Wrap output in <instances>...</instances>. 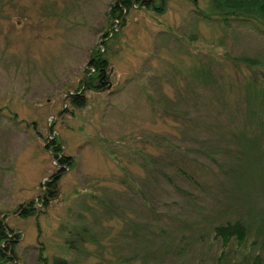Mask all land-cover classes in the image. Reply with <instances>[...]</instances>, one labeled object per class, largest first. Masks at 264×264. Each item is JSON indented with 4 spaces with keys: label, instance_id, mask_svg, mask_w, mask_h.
I'll list each match as a JSON object with an SVG mask.
<instances>
[{
    "label": "rangeland",
    "instance_id": "obj_1",
    "mask_svg": "<svg viewBox=\"0 0 264 264\" xmlns=\"http://www.w3.org/2000/svg\"><path fill=\"white\" fill-rule=\"evenodd\" d=\"M118 1L0 0V221L17 240L0 264L264 256V28L210 0H133L120 20ZM96 53L109 83L85 89ZM238 220L247 237L224 245L215 227Z\"/></svg>",
    "mask_w": 264,
    "mask_h": 264
},
{
    "label": "trees",
    "instance_id": "obj_2",
    "mask_svg": "<svg viewBox=\"0 0 264 264\" xmlns=\"http://www.w3.org/2000/svg\"><path fill=\"white\" fill-rule=\"evenodd\" d=\"M144 4L149 5L150 7H156L157 11L163 9L164 2L163 0H143ZM158 1H160L161 7L157 5L153 6ZM211 1V9L210 13L220 18L225 25L232 24L233 20H246V21H254L259 23L264 28V0H210ZM122 3L125 5L123 6ZM133 0H120L118 1L115 12L118 10L119 12L116 14V17L119 16V19L123 18L122 16L127 11L128 8L133 6ZM114 14V16H115ZM210 15V14H208ZM243 61L248 62L251 65H256L258 62L255 58L244 57ZM89 63H92V72L91 74L86 77L85 79V89H94L98 87H102V81L105 83L108 82V75L106 74V60L102 57L100 53H96L94 57L90 60ZM106 76V77H105ZM105 78V80H103ZM101 81V84L97 81ZM96 84V85H95ZM104 87V86H103ZM102 87V88H103ZM71 102L74 106L83 107L86 105V98L83 95H77V93H72L71 95ZM249 117V121H250ZM264 122V116L259 118ZM263 124V123H262ZM55 153L61 159V161L66 162V164H70V158L66 155L62 154L61 147H56ZM252 165L249 167L251 169ZM50 183V182H49ZM56 183V182H54ZM34 204V203H33ZM21 215L28 217L31 215H35L38 213V209L36 206H28L26 208L21 209ZM216 237L221 238L224 242V245H228L232 240H236L238 242L243 241L248 235V228L246 223L243 221H228L226 223L220 224L215 227ZM12 235L11 231L9 230L8 226L2 224L0 221V259L5 257V259H11V255L15 254V247L16 241L13 239H9ZM20 237V235L18 236ZM19 240V238H18ZM7 241H12V244L8 245L6 248L4 247V243ZM9 243V242H8ZM12 249L11 255H9L6 251ZM225 253V251H223ZM8 254V256H7ZM14 257V255H12ZM43 264H50L46 257L43 256V253L40 256ZM249 257L247 255L244 256L243 262L241 264H264V256L257 254L253 257L252 261L248 260ZM223 260V256H221L218 260L217 264H220ZM53 264H70L66 259L56 258ZM232 264H236L233 263Z\"/></svg>",
    "mask_w": 264,
    "mask_h": 264
},
{
    "label": "flooded vegetation",
    "instance_id": "obj_3",
    "mask_svg": "<svg viewBox=\"0 0 264 264\" xmlns=\"http://www.w3.org/2000/svg\"><path fill=\"white\" fill-rule=\"evenodd\" d=\"M53 184H55V183H53ZM56 185V184H55Z\"/></svg>",
    "mask_w": 264,
    "mask_h": 264
}]
</instances>
